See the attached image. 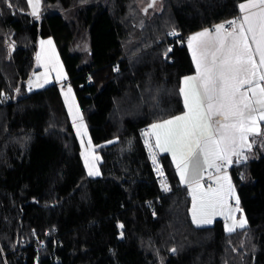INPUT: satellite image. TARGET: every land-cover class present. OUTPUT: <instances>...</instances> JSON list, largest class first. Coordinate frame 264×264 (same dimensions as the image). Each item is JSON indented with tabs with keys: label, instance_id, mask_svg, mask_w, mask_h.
Masks as SVG:
<instances>
[{
	"label": "trees",
	"instance_id": "trees-1",
	"mask_svg": "<svg viewBox=\"0 0 264 264\" xmlns=\"http://www.w3.org/2000/svg\"><path fill=\"white\" fill-rule=\"evenodd\" d=\"M142 1L41 0L37 21L26 0H0V264H264V152L228 169L247 219L228 232L222 219L192 224L167 155L171 192L160 195L141 135L185 110L180 82L195 68L169 33L212 28L244 0H159L145 12ZM40 38L64 64L96 177L59 86L27 89Z\"/></svg>",
	"mask_w": 264,
	"mask_h": 264
},
{
	"label": "snow or ice",
	"instance_id": "snow-or-ice-1",
	"mask_svg": "<svg viewBox=\"0 0 264 264\" xmlns=\"http://www.w3.org/2000/svg\"><path fill=\"white\" fill-rule=\"evenodd\" d=\"M28 3L31 14L38 18L40 0H28ZM239 8L243 15L227 22L230 31L220 24L214 32L204 30L189 38L188 47L196 75L186 77L180 90L186 111L154 123L144 133L155 137V147L161 152L171 154L181 182L187 183L192 192V218L197 224H211L216 207L225 203L222 185L204 188L201 183L204 171L215 168L219 172L217 161L231 164L232 156H241L245 146L251 149L249 136L253 133L259 135V122L264 121V85L261 83L264 81V0H248ZM45 43L52 46L51 40L41 41L42 49ZM40 58L38 56L37 60ZM60 75L58 73V77ZM45 82H48L46 73ZM71 93L69 87L64 93L66 102ZM69 111H72L71 105ZM76 119L74 116V123ZM79 119L82 122V117ZM77 134H87L82 123L77 125ZM145 143L152 151V145L148 141ZM88 144L91 146V140ZM152 160L157 163L155 154ZM85 164L90 176L99 175L95 165L89 164L87 154ZM157 171L163 176L159 166ZM220 179L227 181V195L234 197L235 189L229 178L226 175L217 177V181ZM162 186L168 190L167 184ZM235 199L234 211H240L239 198ZM245 224L241 218L238 226L242 228ZM227 230L231 232L234 228L228 227Z\"/></svg>",
	"mask_w": 264,
	"mask_h": 264
},
{
	"label": "rangeland",
	"instance_id": "rangeland-1",
	"mask_svg": "<svg viewBox=\"0 0 264 264\" xmlns=\"http://www.w3.org/2000/svg\"><path fill=\"white\" fill-rule=\"evenodd\" d=\"M26 1H27V5H28V13L30 14V16L33 19L39 21L41 19V14H42V12H41V0H40V4H39V9H38V18L31 14L32 8L29 5L28 0H26ZM149 2H150V0H145V2L142 1L141 2V4H142L141 8L146 7V5ZM158 4H159V0H154L153 6L155 9L158 8ZM148 9H150V8H148ZM48 40L52 41V46H49V45H47V43H45L43 46V49H42L41 48V41L46 42ZM38 56L41 57L40 60H37ZM45 73L47 74V81L48 82H45ZM58 73L61 74L59 77H58ZM64 77H66V78H64ZM66 80H67V73H66L64 64L61 60V57L58 53V50L56 48V45H55L53 39L52 38H45V39L40 38L37 42V51L35 54V71L31 74L29 80L27 81L28 91H38V90L43 89V88L50 86V85H57V86H59V88L61 90L64 101H66L64 93L67 92V89L69 88ZM40 85H42V86H40ZM71 94H72L73 99H74L73 92ZM66 104H67V108L69 109V105H70L69 98H68V101L66 102ZM74 105L75 106H71L72 111L71 112L69 111V112H70L72 122H73V117L77 116L75 123L73 122V126L75 129L76 135L79 138V142L81 144V156H82L84 165H85L86 169L88 170V167L85 164V155L87 154L89 164H94L95 168H97L99 170V156L96 154V151H95L96 146H93V144H91V146H89L88 141L85 140L83 134H81V135L77 134V125H80L81 123L83 124L84 127H85V125H84L83 120L81 122V120L79 119V117H82V116H81V113L79 111L78 105L77 104H74ZM263 142H264L263 138L255 141V144L260 149L259 152H264L263 151L264 150L263 149ZM94 157H98V159H94ZM225 175L231 181L232 188H234L232 180H231L228 172H221V169H220V172H217V174L214 176V180L217 181V177L222 178ZM217 184L223 186V190H224V194H225L224 195L225 203H224V206H222V207L220 206L219 209H217L218 206L216 207L215 214L212 216V222H214L213 220H215V218H217V214H219V216L223 217L225 220L223 224H224V228L226 231H228L227 230L228 227H233L234 230L241 228L238 226V223H239L241 218H243L246 221V224L244 226V227H246L247 226V219L244 215L242 208L239 206L240 211H234L236 206H233L230 204V200H233L236 203V199H235L237 197L236 192H235L234 197L228 196L227 195L228 183H227V181H225L223 179L218 180ZM188 191H189L190 197H191V220H192V224L195 226H204V223L197 224V223L193 222V218H192V204H193L192 192H191L190 188L188 189ZM199 195L200 194L197 193L198 197H199ZM199 218H200V216L198 214V219ZM244 227H242V228H244Z\"/></svg>",
	"mask_w": 264,
	"mask_h": 264
},
{
	"label": "crops",
	"instance_id": "crops-1",
	"mask_svg": "<svg viewBox=\"0 0 264 264\" xmlns=\"http://www.w3.org/2000/svg\"><path fill=\"white\" fill-rule=\"evenodd\" d=\"M247 2H248V0H244V1L240 2L239 5H240L241 3H247ZM239 5H238V10H239L238 15H239V18H240V17H242L243 13H241L240 8H239ZM251 11H257V9H252ZM217 26H218V25H217ZM215 28H216V26H214V27H212V28H204V29H201V30H198V31H195V32L191 33V36L196 35L197 33H200V32H202V31H204V30H209V31H211V32H214V29H215ZM191 36H190V37H191ZM186 46H187V48H188V51H189V54H190V57H191V60H192L191 51H190V49H189V47H188V42H187ZM253 47H254V46H253ZM212 50H214V49H210V51H212ZM256 59H257V62H258L259 58L256 57ZM192 63H193V66H194V68H195V64H194L193 60H192ZM194 75H196V69H195V72H194L193 74H189V75L183 76V77L181 78V82H180V90H181V88L184 87V84H183L184 79H185L186 77H190V76H194ZM261 83H262V85H264V81H262ZM180 94H181V91H180ZM73 95H74V94H73ZM181 98H182V101H183V96H182V94H181ZM74 101H75V102H74ZM65 102H66V101H65ZM69 103H70L71 106H75L74 104H77V102H76V100H75V96H74V99H73L72 94L69 95ZM183 105H184V103H183ZM68 110H69V109H68ZM185 111H186V110H184V112H185ZM184 112H183V113H184ZM183 113H181V114H179V115H182ZM176 116H177V115H176ZM174 117H175V116H174ZM171 118H173V117H171ZM171 118H168V119H171ZM166 120H167V119H166ZM163 121H164V120H163ZM163 121L156 122V123H161V122H163ZM153 124H154V123H153ZM153 124H151L150 126H148V131H149V129L151 128V126H152ZM259 125H260V134L257 135V134H255V133H253V134H251V135L249 136V142L252 143V147H251V149H248V148L245 146V147L242 149V155H241V156H239V157H238V156H232V158H231V159H232V163H231V164H228L226 161H223V160H219V161H217V164L220 166V169H221V168H224V169H225L224 172H228V169L232 166L233 163H235V162H245V161H247V160H250V159L255 158V157L258 155L260 149H259V147L255 144V141L258 140V139H262V138L264 139V121H260V122H259ZM81 131L83 132V129H82ZM83 136H84V138H85L86 141H89V140H90L88 134L83 135ZM149 138H150V140H151V144H152V146H153L154 149H155V152H156L159 156L167 155V156L169 157V160L171 161V164H172V166H173V168L175 169V172H176V174H177V177H178V180H179V184H180V186L189 189V185H188L187 183H182V182H181L180 177H179V174H178L177 169H176V165H175V163H174L173 160H172L171 154L168 153V152H161L160 149H158V148L155 147V137H154V136L149 135ZM91 144H92V143H91ZM93 146H94V145H93ZM263 149H264V142H263ZM263 151H264V150H263ZM261 153H262V152H261ZM220 163H223V167L220 165ZM86 170H87V169H86ZM87 172H88V170H87ZM219 172H220V171H219ZM209 173H211V177L209 176ZM216 174H217V171H216L215 168H210V169H207L206 171H204V173H203L204 178H203V180L201 181V183L204 185V188H205V189H207V188L209 187L210 182L215 181V180H214V176H215ZM92 176H93V177H96V176H98V175H92ZM216 187H218L217 182L215 183V188H216ZM230 204L233 205V206H236V203H235L233 200H230ZM219 208H220V206L217 207V209H219ZM238 214H239V213H238ZM239 216H240V215H239ZM239 216H238V217H239ZM215 219H222V220H223V223H224V221H225L223 217H220V216H219V214H217V218H215ZM213 221H214V220H213ZM204 225H209V224H204ZM235 230H236V229H235Z\"/></svg>",
	"mask_w": 264,
	"mask_h": 264
},
{
	"label": "built area",
	"instance_id": "built-area-1",
	"mask_svg": "<svg viewBox=\"0 0 264 264\" xmlns=\"http://www.w3.org/2000/svg\"><path fill=\"white\" fill-rule=\"evenodd\" d=\"M238 18H239V15H238V14H237V15H233V16L229 17L228 19H226L224 22L219 23V24H216V25H214V26H217V25H220V24H224V25H225V30H226V31H230V30H231V26H230L227 22H228V21H231V20H236V19H238ZM214 26H213V27H214ZM190 36H191V34H187V35H185L184 37H182V38L180 39V37H179L176 33H174V32H170L169 35H168V38H169L170 42H172V41H177L179 44H183V43H184V44H187V42H188ZM169 47H171V45H170ZM115 69H117V68H115ZM10 100H11V99H10V97H8V96H4V97L2 98V101H3V102H8V101H10ZM147 131H148V127L143 128V129L141 130V135H142V137H143L144 144H145V148H146V150H147V152H148V157H149V159H150V162H151L152 168H153V170H154V175H155V177H156V180H157L158 185L160 186V195H161V196L168 195V194L171 192V189H170V187L168 186L167 178H166V176H165V172H164V170H163V166H162V163H161V161H160L159 155L155 152V149H154L153 146H152V151H149V148H148V146H147L146 143H145V141H148V142L151 144V140H150L149 136H145V135H144V133L147 132ZM151 145H152V144H151ZM153 154H155V156H156V161H157L156 164H154V163H153V160H152V155H153ZM220 165L223 167V163H220ZM157 166H159L160 170H162V172H163V176H161L160 173L157 171ZM224 171H225V169H224V168H221V172H224ZM163 184H167V187H168V190H167V191L164 190V188H163V186H162ZM210 185H211L212 188H215V183L210 182ZM146 203H147V204H150V203H151V200L146 201ZM151 213H153V208H151ZM32 234L36 237V235H37L36 230L33 229V230H32ZM46 236H47V235H46ZM35 242H36V244H37L38 246L43 247V244H44V243H43V240H39V239H36V238H35ZM22 244L24 245L25 242L23 241ZM36 248H37V247H35V249H36Z\"/></svg>",
	"mask_w": 264,
	"mask_h": 264
},
{
	"label": "water",
	"instance_id": "water-1",
	"mask_svg": "<svg viewBox=\"0 0 264 264\" xmlns=\"http://www.w3.org/2000/svg\"><path fill=\"white\" fill-rule=\"evenodd\" d=\"M154 4V0H150V2L146 5V7L144 8V12L148 9L151 8Z\"/></svg>",
	"mask_w": 264,
	"mask_h": 264
}]
</instances>
